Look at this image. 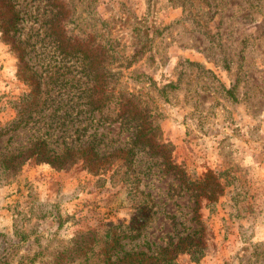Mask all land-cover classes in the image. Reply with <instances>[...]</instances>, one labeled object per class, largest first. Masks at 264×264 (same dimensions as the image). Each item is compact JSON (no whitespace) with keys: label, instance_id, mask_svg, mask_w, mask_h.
<instances>
[{"label":"rangeland","instance_id":"374dc122","mask_svg":"<svg viewBox=\"0 0 264 264\" xmlns=\"http://www.w3.org/2000/svg\"><path fill=\"white\" fill-rule=\"evenodd\" d=\"M10 1L0 264H79L77 235L152 215L125 248L158 253L197 215L173 264H264V0Z\"/></svg>","mask_w":264,"mask_h":264},{"label":"trees","instance_id":"16d2710c","mask_svg":"<svg viewBox=\"0 0 264 264\" xmlns=\"http://www.w3.org/2000/svg\"><path fill=\"white\" fill-rule=\"evenodd\" d=\"M0 2L5 4L6 7H9L10 10L9 12L11 15L4 20L3 24H0L3 35L10 37V33L16 30V26L21 20V17L13 10L14 5L10 0H0ZM60 26L61 24H58L56 29L58 30ZM56 29L53 30L55 33ZM70 49H73V44L71 42H68L64 46L61 45V50L66 51ZM32 104L36 106L38 105L35 102H31L29 105ZM26 111H29V109L26 108L23 110V113L20 114L17 123L13 127L17 129L26 123L28 116H30V112ZM8 131L10 130H0V137ZM143 135L146 137V133H143ZM141 137L142 135L140 134L139 138ZM45 147L46 142L41 141L36 148L37 154L40 155L42 160L53 162V160H51V155L49 154L51 150H47ZM217 184L218 186H221L220 182ZM192 185L193 184H188L187 188L189 190L196 188V186L193 187ZM197 189L198 188H196V190ZM209 197L211 198V196ZM152 218L153 215L143 216L140 219L141 223L139 226L133 225L134 223L131 225L112 224L106 232L104 240L103 237L98 236V233L95 230L84 231L77 235L76 238H73L72 245L61 252V256L66 255L68 260L80 259L79 264H173L177 255L185 252L186 248H189V250L192 249V245L199 242L203 237L201 228L204 227V224L203 221L197 219L196 215L191 218V220L196 221V225L194 227L189 226L188 229L190 230L186 232L184 236H174L171 234H165L162 236L160 239L163 240L165 237H169L170 242L167 246H161V251L158 253H156L157 251L150 252L148 250L125 248L126 243H124V241L127 240L132 242L140 239L144 235L143 227H145ZM153 245H156V243L153 242ZM150 249H152V247Z\"/></svg>","mask_w":264,"mask_h":264}]
</instances>
